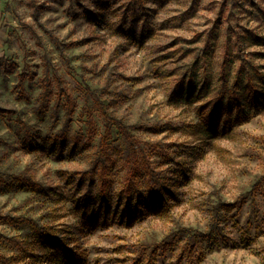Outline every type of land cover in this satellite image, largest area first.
I'll return each mask as SVG.
<instances>
[{
  "label": "rangeland",
  "instance_id": "obj_1",
  "mask_svg": "<svg viewBox=\"0 0 264 264\" xmlns=\"http://www.w3.org/2000/svg\"><path fill=\"white\" fill-rule=\"evenodd\" d=\"M67 250L264 264V0H0V264Z\"/></svg>",
  "mask_w": 264,
  "mask_h": 264
},
{
  "label": "trees",
  "instance_id": "obj_2",
  "mask_svg": "<svg viewBox=\"0 0 264 264\" xmlns=\"http://www.w3.org/2000/svg\"><path fill=\"white\" fill-rule=\"evenodd\" d=\"M157 180L160 181L158 177H157ZM153 204H155V202ZM66 252H67V259H68L69 263H71V264H79L78 263L77 254L71 253V252H69V250H67Z\"/></svg>",
  "mask_w": 264,
  "mask_h": 264
}]
</instances>
